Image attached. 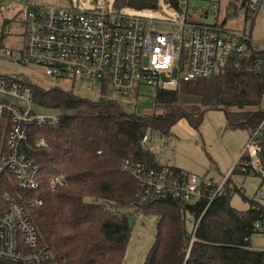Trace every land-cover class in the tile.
<instances>
[{
  "label": "trees",
  "instance_id": "1",
  "mask_svg": "<svg viewBox=\"0 0 264 264\" xmlns=\"http://www.w3.org/2000/svg\"><path fill=\"white\" fill-rule=\"evenodd\" d=\"M161 1L178 10L182 0H115L114 5L155 12L161 9ZM10 25L9 20L3 21L0 43ZM30 87L37 110L62 116L58 128L34 130L33 137L45 138L44 148L32 145L27 150L40 168V188L26 196L42 200L28 210L41 243L57 264H124L133 231L131 219L150 216L158 218L157 229L143 264H264V251L251 245L252 236L264 226V205L242 194L249 201L248 210L232 207V196L241 190L229 184L230 177L218 194L215 188L203 186L202 197L184 202L146 195L131 170L142 164L146 170L166 168L173 177L188 175L163 164L162 157L154 156L141 142L146 134L168 138L181 119L199 127L203 114L187 111L185 97L203 108L224 109L227 128L248 133L257 129L264 117V78L230 66L173 91L157 90L155 107L165 112L148 116L127 114L105 92L93 101L59 86ZM2 128L0 123V139ZM241 160L230 176L244 174ZM56 177L61 185H52Z\"/></svg>",
  "mask_w": 264,
  "mask_h": 264
},
{
  "label": "built area",
  "instance_id": "2",
  "mask_svg": "<svg viewBox=\"0 0 264 264\" xmlns=\"http://www.w3.org/2000/svg\"><path fill=\"white\" fill-rule=\"evenodd\" d=\"M209 1V7L196 10L201 16L219 10V0ZM262 2L243 0L245 29L236 33L218 23L189 21V0L180 2L178 21L158 20L115 5L81 10L27 1L19 63L42 67L55 86L67 80L83 81L89 87L99 84L100 96L105 92L112 100L138 94L143 86L173 91L230 66L264 78V46L254 42L250 32ZM3 13L0 8V18ZM166 25L173 30H162ZM3 55L13 58L14 54L4 50ZM61 121L59 113L36 109L29 83L18 76L0 75V264H57L41 243L28 210L42 200L26 196L40 188V168L27 150L32 145L46 146L44 137H33L34 130L56 129ZM141 142L156 157L173 147L172 139L160 134H146ZM125 164L131 166L128 161ZM240 164L244 174L264 178V117L248 133ZM131 170L145 186L146 195L184 202L202 197L203 186L215 188L218 194L230 177L214 184L192 174L173 177L166 168L146 170L137 164ZM61 184L60 178L52 179V185ZM259 227L256 222L254 228Z\"/></svg>",
  "mask_w": 264,
  "mask_h": 264
},
{
  "label": "rangeland",
  "instance_id": "3",
  "mask_svg": "<svg viewBox=\"0 0 264 264\" xmlns=\"http://www.w3.org/2000/svg\"><path fill=\"white\" fill-rule=\"evenodd\" d=\"M33 0H0V8H4L1 25L4 20H9L6 39L0 43V75L18 76L29 84L40 86L44 89L53 87V81L45 75L42 67L34 64L19 63V52L23 48L22 19L24 17V5ZM39 6L56 8H79L81 10H93L96 7H114L115 0H34ZM190 13L188 20L197 23L224 25L227 30L241 33L245 29L246 13L241 7L243 0H219V10L210 11L207 16H201L196 10H202L210 5L209 0H189ZM161 9L155 12H143L144 15H152L158 20L178 21L180 19L177 10L169 8L163 1ZM229 15H226V13ZM162 30L170 31L169 25L162 26ZM251 37L254 42L264 46V0L255 15L251 25ZM4 50L13 51V58L3 55ZM55 86V85H54ZM57 86L64 90H72L82 98L96 101L100 98L99 84L90 87L83 81H63ZM157 88L143 86L138 94L128 98H115L127 114L148 116L162 114L165 110L155 107V95ZM183 105L187 111L200 112L203 119L198 128L193 127L188 120L181 119L171 128L169 139H172L173 147L162 154L163 164L169 167L181 169L183 172L196 175L200 180L220 184L226 176L238 164L242 152L248 141V131L244 129L227 128L225 111L222 108H203L191 102L187 97L183 98ZM264 111V98L261 104ZM259 175H245L235 173L230 176V185L241 190L231 198L232 207L239 211H247L249 201L254 199L264 205V184ZM263 184V185H262ZM260 190V191H259ZM259 192V193H258ZM258 193V194H257ZM158 218L154 216L140 217L133 226L130 242L127 247L124 264H143L154 244ZM189 232L193 229L192 220L187 221ZM251 245L256 250L264 251V226L251 238Z\"/></svg>",
  "mask_w": 264,
  "mask_h": 264
},
{
  "label": "water",
  "instance_id": "4",
  "mask_svg": "<svg viewBox=\"0 0 264 264\" xmlns=\"http://www.w3.org/2000/svg\"><path fill=\"white\" fill-rule=\"evenodd\" d=\"M136 223V219L132 218L131 219V228H133L134 224Z\"/></svg>",
  "mask_w": 264,
  "mask_h": 264
},
{
  "label": "crops",
  "instance_id": "5",
  "mask_svg": "<svg viewBox=\"0 0 264 264\" xmlns=\"http://www.w3.org/2000/svg\"><path fill=\"white\" fill-rule=\"evenodd\" d=\"M219 5H220V3H219ZM219 9H220V8H219ZM226 15H229V13L227 12ZM224 25H225V24H224ZM224 25H223V26H224Z\"/></svg>",
  "mask_w": 264,
  "mask_h": 264
}]
</instances>
